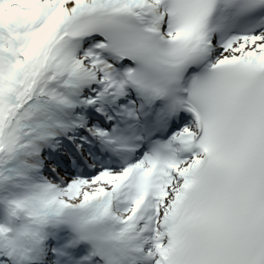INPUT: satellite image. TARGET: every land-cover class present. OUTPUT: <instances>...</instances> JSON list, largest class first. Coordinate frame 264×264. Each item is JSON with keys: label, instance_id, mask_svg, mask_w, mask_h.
Returning a JSON list of instances; mask_svg holds the SVG:
<instances>
[{"label": "snow or ice", "instance_id": "snow-or-ice-1", "mask_svg": "<svg viewBox=\"0 0 264 264\" xmlns=\"http://www.w3.org/2000/svg\"><path fill=\"white\" fill-rule=\"evenodd\" d=\"M0 264H264V0H0Z\"/></svg>", "mask_w": 264, "mask_h": 264}]
</instances>
